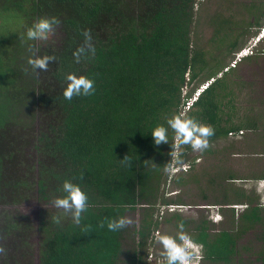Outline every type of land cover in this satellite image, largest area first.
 <instances>
[{
	"label": "trees",
	"instance_id": "trees-1",
	"mask_svg": "<svg viewBox=\"0 0 264 264\" xmlns=\"http://www.w3.org/2000/svg\"><path fill=\"white\" fill-rule=\"evenodd\" d=\"M205 1L0 0V206L20 205L34 193L40 201L52 202L64 194L65 179L80 184L89 197L79 225L71 212L41 221L40 264H121L123 256H129L130 264H147L153 234L161 232L160 209L184 205L165 199L160 183L173 180L185 187L196 181L202 159L230 133L246 136L230 146L241 157L249 161L264 156V128L259 124L264 98L254 95L247 105L248 97H241L247 94L235 81L239 65L227 69L225 61L227 53L238 54L247 41L240 36L242 31L233 35L228 29L234 12L227 16L232 9L226 3L203 23L212 29L214 46L198 47L200 39L193 30L203 17L196 16L195 8ZM241 9L254 10L249 13L250 28H262L263 0ZM51 16L60 20L54 28L62 34L58 46L41 48L38 41L21 38L34 22ZM224 30L231 34L228 38L220 35ZM33 43L39 49L37 55L55 56L38 75L27 63L32 55L28 45ZM256 45L241 62L254 60L259 65L264 45ZM68 73L94 79V93L66 100ZM209 81L186 108L196 90ZM188 85L194 86L186 92ZM180 111L211 125L214 135L208 138L209 146L195 154L190 144L179 146L177 152L187 167L180 166L176 176L164 170L172 159L173 130L168 132L169 143L159 145L151 132ZM247 167L250 172V163ZM232 172L220 175L219 193L224 198L212 205L244 204L236 221L239 226L213 233L204 220L188 230L191 239L202 245L204 259L213 263L231 264L239 234L262 222L260 203L255 204L244 189L233 198L234 187L225 183L264 178V173L236 178ZM138 206L143 208L139 228L130 231L127 225L113 232L106 225L100 227L105 217L126 216ZM231 212L235 215L234 208ZM168 215L171 218L166 221L176 219L178 228L180 223L186 227L193 222L179 212ZM56 216L61 217L60 223L55 222ZM32 236L28 218L18 211L0 212V247L4 249L0 264H32ZM130 237L135 246L126 249L125 240ZM258 239L262 243L258 259L264 264V229Z\"/></svg>",
	"mask_w": 264,
	"mask_h": 264
},
{
	"label": "rangeland",
	"instance_id": "rangeland-1",
	"mask_svg": "<svg viewBox=\"0 0 264 264\" xmlns=\"http://www.w3.org/2000/svg\"><path fill=\"white\" fill-rule=\"evenodd\" d=\"M261 2L262 0H206L201 5L198 3L197 7L195 8L197 11L196 16H198L199 19H201L200 17H203V21H198L195 26L197 28L193 30L196 31V35L200 39L198 41V47L206 46L207 48L211 49L214 46V42H211L210 40L212 36V29L203 25V23L207 21L206 19L213 11H215L217 8L222 9L225 4L228 3L229 9L231 8L232 10L229 11L227 16H230V13L234 12V14H232L234 18L232 21L233 24L228 29L231 31V33H233V35L238 31H242L240 36H242V39L246 40L247 43L243 47L242 53L239 54V56L243 55L242 59L247 55L249 56L251 51H253L255 48L253 45L254 43L257 45H264V36L260 37L261 29L250 28L249 23L251 15H249V13L253 12L254 10H249L248 12L245 9H241V5L249 7L250 5H254V3H257L258 5ZM12 26H14V23H12ZM250 33L253 35L250 36ZM220 35L223 37L227 35L228 38V36L231 34L224 30L220 33ZM61 36L62 34L56 28L48 35L47 39L39 40L37 43L41 48H46L48 46H58L61 41ZM252 46L254 47L251 48ZM227 54L225 55V61L229 63L227 69L239 65L240 69H238V79L235 81L238 82V85H241V92L247 94L246 96H241L238 93L242 98L248 97L247 105L250 103V101H252L253 98H255V96L258 99L261 97L264 98L263 93L261 94V92L264 91V56L257 60L259 62L258 66L254 65V60L250 61L249 63H245V61L241 62L242 59L238 61L235 66H233L234 61L237 60L238 54L234 56L233 54H231V56ZM220 55L222 58L224 57L223 54ZM203 85H206V83ZM203 85H201V87ZM193 86L188 85L185 87V91L189 92ZM197 92L198 90H196L194 96L197 94ZM243 104L245 105L246 102L244 101ZM262 110H264V107ZM262 116L263 118L259 121V124L260 127L264 128V114ZM261 133L264 134V132ZM243 136L244 138L246 137L244 133L240 132L236 136L229 135L227 139L216 142L213 145L214 149H212L214 152L209 153L207 157H204L200 162L197 171H195L196 181L191 180L185 187H180L179 184H176L173 180L172 182L169 181L167 185H164L163 182L160 183L162 186L160 193L162 194V188H164V194L166 196L165 199L184 203V205L172 204L170 206H164L160 209V215L162 216V225L160 229L162 234H169L176 237H178L179 233L182 231L188 234V230L193 229L195 223H199L204 220L209 222L210 229L213 233L223 230L232 231L234 228L239 226L240 223L237 226L236 221L237 223L239 222V216L246 208L244 204L222 206L219 204L212 205V203L218 200L221 201L224 198V195L219 193L222 188L220 187V175H224L228 172L233 173L232 171H234L237 175L236 178H240L242 176L251 175L260 176L264 173V156H260L258 158H248L249 161H247L244 157H241L238 154L237 150L232 149L234 147H230L233 144L235 145L237 142L239 143L240 141H243ZM261 141L264 142V136L261 137ZM198 151L199 150H195L194 154L198 153ZM249 163L252 167L250 168V172L248 170L249 167H247ZM179 169H182V167H179ZM183 169H185V167ZM179 173H181L180 170L170 172L171 175H176ZM225 184L230 185L232 188L234 187L235 193H231L233 198L236 197V192L244 189L247 191L248 195H250L253 200H255V204L260 203V206L264 208V178L248 180L237 179L232 181L231 184ZM204 195L208 196V198H206ZM232 208L235 209V215H233L231 212ZM4 210L12 214L18 211L22 216L29 219V223L31 224L33 231V236L31 239V243L33 245L32 264H40L39 228L41 221L45 218L49 219L57 213L65 214L70 212L65 211L62 208H56L53 204V201L49 203L40 201L35 193L31 198L22 202L20 205L0 206V212H4ZM142 210L143 208L138 206L135 210H129L126 213V216L130 217L133 221V223L128 225V229L130 231L139 228L143 218ZM171 211L179 212L183 219L193 222L189 223V225L183 229L180 227L178 228L176 223L179 221L176 219H172L170 222L166 221L167 218H171V215H168L171 213ZM262 229H264V212L262 216V222L244 229L243 232L239 234L236 245L237 254L234 255V259L231 264H261L258 257L259 251L262 249V243L258 239V234ZM132 239L130 237L125 240L126 249H130L135 246V243L132 241ZM154 242L155 243L150 244L147 264H155V261L157 263L166 262V257L163 255L164 249L162 244L156 240ZM194 244L200 246L195 242ZM194 249H197L201 257L197 264H226L207 261L204 259V257L202 258L204 255L202 247H197ZM151 255H153V259H151ZM121 264H130L129 256H123Z\"/></svg>",
	"mask_w": 264,
	"mask_h": 264
},
{
	"label": "clouds",
	"instance_id": "clouds-1",
	"mask_svg": "<svg viewBox=\"0 0 264 264\" xmlns=\"http://www.w3.org/2000/svg\"><path fill=\"white\" fill-rule=\"evenodd\" d=\"M59 23L60 20L56 16L42 17L28 27L21 38L25 41L45 40ZM85 34L88 35V33ZM28 51L32 55L28 57L27 63L31 66L32 72L37 75L39 71L47 69L50 61L55 60L54 55H37L39 49L34 43L28 45ZM65 79L68 82L63 92L66 100L71 101L74 96H89L95 91V80L86 75L78 76L75 73H68ZM169 129L174 132V142L171 143L173 148L171 162L166 164L164 169L167 172L178 171L180 166L187 167L177 152L180 145L190 144L193 150H203L209 146L208 138L214 135V129L211 125L204 124L195 117L188 116L185 112L180 111L152 130L151 135L155 144L169 143ZM127 159L128 157H125L122 162ZM63 193V195L57 196L53 200V204L58 209L62 208L65 211H70L73 222L79 225L88 208V194L80 184L74 183L72 179L64 180ZM54 220L56 223H60L61 217L56 216ZM131 223H133L132 219L124 215L118 218L105 217L104 220L100 221V227L103 228L106 225L108 230L117 232ZM179 227L183 229L184 224L180 223ZM153 235L154 239L163 246L166 264H197L201 259L199 252L194 248L202 247V245L197 246L194 244L186 232H180L178 238L169 234H162L159 230ZM3 251L4 249L0 247V252Z\"/></svg>",
	"mask_w": 264,
	"mask_h": 264
},
{
	"label": "built area",
	"instance_id": "built-area-1",
	"mask_svg": "<svg viewBox=\"0 0 264 264\" xmlns=\"http://www.w3.org/2000/svg\"><path fill=\"white\" fill-rule=\"evenodd\" d=\"M264 36V26L261 28V32H260V37H263ZM254 44H256V43H254ZM253 44V45H254ZM254 46H252L251 48H253ZM245 50V49H244ZM242 53V51L241 52H239L238 53V56H237V60L236 61H234V64H233V66H235L237 63H238V61H240L241 59H242V56L243 55H241V56H239V54H241ZM212 81H209L208 83H206V85H203L199 90H198V92H197V94H195V96L187 103V107L186 108H189L191 105H192V103L197 99V97L200 95V93L211 83ZM242 133V132H241ZM230 136H234L235 134L234 133H230L229 134ZM238 135V134H237ZM236 136V135H235ZM151 257V259H153V255H151L150 256Z\"/></svg>",
	"mask_w": 264,
	"mask_h": 264
}]
</instances>
